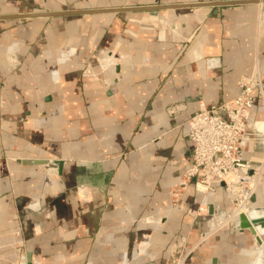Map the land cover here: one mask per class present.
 Here are the masks:
<instances>
[{
	"label": "crops",
	"instance_id": "obj_1",
	"mask_svg": "<svg viewBox=\"0 0 264 264\" xmlns=\"http://www.w3.org/2000/svg\"><path fill=\"white\" fill-rule=\"evenodd\" d=\"M241 1L0 0V16L104 11L0 20V264L20 248L25 264L253 263L256 235L211 231L222 189L169 197L191 165L186 121L242 77L264 83V0Z\"/></svg>",
	"mask_w": 264,
	"mask_h": 264
},
{
	"label": "built area",
	"instance_id": "obj_2",
	"mask_svg": "<svg viewBox=\"0 0 264 264\" xmlns=\"http://www.w3.org/2000/svg\"><path fill=\"white\" fill-rule=\"evenodd\" d=\"M239 88L237 97L219 106L201 109L186 121L191 165L171 186L170 202L173 207L178 206L192 183L203 199L207 194L222 189L227 198L235 199V206L249 204L253 195L249 182H258L264 171V126H258L264 122L251 118L255 106L264 109V83L255 72L242 77ZM250 143L258 146L261 153L243 159L242 150ZM234 208L221 213L215 221L219 227L231 222L234 230L241 232L238 228V214L233 213L228 218ZM21 257L24 259V254Z\"/></svg>",
	"mask_w": 264,
	"mask_h": 264
},
{
	"label": "water",
	"instance_id": "obj_3",
	"mask_svg": "<svg viewBox=\"0 0 264 264\" xmlns=\"http://www.w3.org/2000/svg\"><path fill=\"white\" fill-rule=\"evenodd\" d=\"M241 2H259L257 0L253 1H241ZM182 6H194V5H182ZM145 9V8H144ZM149 9V8H146ZM152 9V8H151ZM121 9L111 10L119 11ZM104 11H79V12H60V13H36V14H16L8 16H0V20H9V19H29L35 17H48V16H60V15H83V14H92V13H101ZM19 162L29 165H43L47 167H57L58 174L61 173L62 161L59 160H38V159H23ZM252 171L250 172V176ZM251 203L255 205V194L250 198ZM250 203V204H251ZM213 213V208L209 207V213ZM238 228L243 233L245 230L249 231L253 235L257 236V244L261 246L264 250V209L258 206H250L246 214L238 215ZM28 264H31L28 262Z\"/></svg>",
	"mask_w": 264,
	"mask_h": 264
},
{
	"label": "rangeland",
	"instance_id": "obj_4",
	"mask_svg": "<svg viewBox=\"0 0 264 264\" xmlns=\"http://www.w3.org/2000/svg\"><path fill=\"white\" fill-rule=\"evenodd\" d=\"M167 112L170 114V115H174V114H176V113H178L179 112V108L177 107V105H173V106H171V107H168L167 109ZM170 190H171V188H170ZM187 191V190H186ZM186 191L184 192V194H183V196H182V198H181V200L179 201V203H178V206H176V207H173V208H178V209H180L181 207H182V204H183V198H184V195H185V193H186ZM223 191V190H222ZM224 192V191H223ZM224 194H225V192H224ZM169 197H170V192H169ZM205 197V196H204ZM227 198V197H226ZM205 200V199H204ZM227 200H228V202H229V204H230V207H229V209H227V210H225V211H221V212H219L218 213V215H217V217L218 216H220L221 215V213H224V212H227L228 210H231L232 209V207L234 206L235 208H237V206H235L236 205V202L234 201L235 199H232V200H230V198H227ZM171 203V202H170ZM204 202H203V200H202V202L200 203V205L199 206H201V204H203ZM237 203H238V201H237ZM172 205V204H171ZM200 208V207H199ZM199 210V209H198ZM197 213H198V211H197ZM233 213L234 212H232V213H230V215L229 216H231V215H233ZM227 214V213H226ZM228 216V215H227ZM214 223V225L212 226V228H211V231H213V230H216V229H218V228H220V227H222V226H218V223L216 222V221H214L213 222ZM228 224H231L232 225V223L230 222V223H228ZM264 243V242H263ZM20 247H22L23 245H19ZM260 246V245H259ZM21 249V255L23 254L22 252H23V248H20ZM257 250H258V248H257ZM256 253H257V251H256ZM256 255H255V258H254V261H253V263L255 262V260H256ZM20 259H21V263L22 264H25L24 262V260H25V258L23 259L21 256H20ZM23 260V261H22ZM180 260H182V259H180ZM180 262H176V264H179ZM252 263V264H253Z\"/></svg>",
	"mask_w": 264,
	"mask_h": 264
},
{
	"label": "bare ground",
	"instance_id": "obj_5",
	"mask_svg": "<svg viewBox=\"0 0 264 264\" xmlns=\"http://www.w3.org/2000/svg\"><path fill=\"white\" fill-rule=\"evenodd\" d=\"M258 126L259 127H263L264 126V124H258ZM260 180H261V178L258 180V182H252V181H250L249 183L251 184L250 185V188H251V192H252V190H253V194H255V192H256V190H257V185H258V183L260 182ZM249 194V193H248ZM248 196H250V195H248ZM247 199H248V197H246ZM250 201V200H249ZM244 201H242V203H243ZM251 202H249V204L248 205H246V206H243V205H240L239 207H237V208H234L233 209V211H234V213H236V214H246L247 213V211H248V208L250 207V206H252L253 207V203H251ZM231 216H229L228 218H230ZM256 260H255V262L253 263V264H264V250H263V248H261L260 247V250L257 252V254H256Z\"/></svg>",
	"mask_w": 264,
	"mask_h": 264
}]
</instances>
